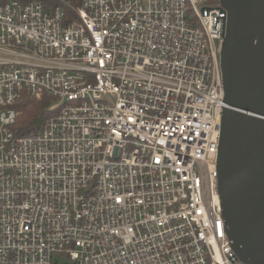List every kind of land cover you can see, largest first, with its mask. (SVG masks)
<instances>
[{
	"label": "built area",
	"instance_id": "obj_1",
	"mask_svg": "<svg viewBox=\"0 0 264 264\" xmlns=\"http://www.w3.org/2000/svg\"><path fill=\"white\" fill-rule=\"evenodd\" d=\"M20 1L0 0V264H244L218 190L221 0ZM25 93L53 104L18 136Z\"/></svg>",
	"mask_w": 264,
	"mask_h": 264
},
{
	"label": "water",
	"instance_id": "obj_2",
	"mask_svg": "<svg viewBox=\"0 0 264 264\" xmlns=\"http://www.w3.org/2000/svg\"><path fill=\"white\" fill-rule=\"evenodd\" d=\"M226 103L218 190L227 234L244 264H264V0H221Z\"/></svg>",
	"mask_w": 264,
	"mask_h": 264
},
{
	"label": "trees",
	"instance_id": "obj_3",
	"mask_svg": "<svg viewBox=\"0 0 264 264\" xmlns=\"http://www.w3.org/2000/svg\"><path fill=\"white\" fill-rule=\"evenodd\" d=\"M20 2L29 1L23 0ZM40 2H48L52 5L56 4L55 1ZM52 104L53 99L50 97L44 96L37 99L25 93L14 106L18 111L17 123L13 127V131H15L16 135L27 136L39 131L51 116L50 107Z\"/></svg>",
	"mask_w": 264,
	"mask_h": 264
}]
</instances>
